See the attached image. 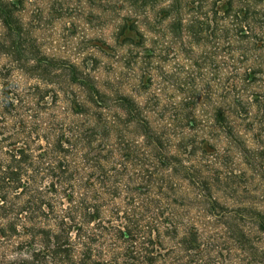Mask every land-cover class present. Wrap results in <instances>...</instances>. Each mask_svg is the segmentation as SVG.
Returning <instances> with one entry per match:
<instances>
[{
	"label": "trees",
	"instance_id": "1",
	"mask_svg": "<svg viewBox=\"0 0 264 264\" xmlns=\"http://www.w3.org/2000/svg\"><path fill=\"white\" fill-rule=\"evenodd\" d=\"M0 264H264V0H0Z\"/></svg>",
	"mask_w": 264,
	"mask_h": 264
}]
</instances>
